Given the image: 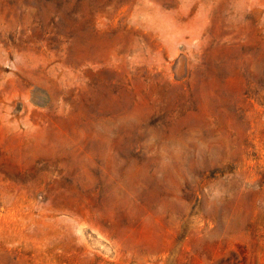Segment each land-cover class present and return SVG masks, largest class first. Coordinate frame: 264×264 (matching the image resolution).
Segmentation results:
<instances>
[{"label": "rangeland", "instance_id": "374dc122", "mask_svg": "<svg viewBox=\"0 0 264 264\" xmlns=\"http://www.w3.org/2000/svg\"><path fill=\"white\" fill-rule=\"evenodd\" d=\"M0 264H264V0H0Z\"/></svg>", "mask_w": 264, "mask_h": 264}]
</instances>
